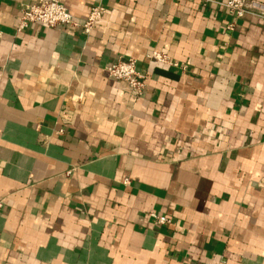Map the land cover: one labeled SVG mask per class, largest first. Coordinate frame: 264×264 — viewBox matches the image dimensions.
<instances>
[{
  "label": "crops",
  "instance_id": "crops-1",
  "mask_svg": "<svg viewBox=\"0 0 264 264\" xmlns=\"http://www.w3.org/2000/svg\"><path fill=\"white\" fill-rule=\"evenodd\" d=\"M60 1L105 14L20 30L38 0H0V264H264V17ZM128 58L138 99L106 71Z\"/></svg>",
  "mask_w": 264,
  "mask_h": 264
},
{
  "label": "built area",
  "instance_id": "built-area-1",
  "mask_svg": "<svg viewBox=\"0 0 264 264\" xmlns=\"http://www.w3.org/2000/svg\"><path fill=\"white\" fill-rule=\"evenodd\" d=\"M237 18L248 13H260L264 17V5L254 0H229L220 3ZM105 14V8L97 4L93 6L87 18L81 23L66 8L60 0H38L36 3L22 5L19 16V29L29 28L33 24H42L47 27L80 26L84 34H90L98 21ZM150 59L158 62H167L168 57L161 52L154 51ZM107 73L117 81L124 83L133 97L139 98L143 94L144 76L138 71V62L135 59H120L106 68ZM158 223L166 224L170 219L164 215L151 214Z\"/></svg>",
  "mask_w": 264,
  "mask_h": 264
}]
</instances>
